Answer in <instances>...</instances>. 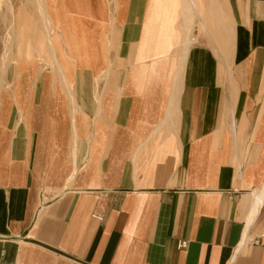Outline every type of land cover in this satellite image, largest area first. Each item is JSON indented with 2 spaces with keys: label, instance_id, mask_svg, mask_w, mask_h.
Returning <instances> with one entry per match:
<instances>
[{
  "label": "crops",
  "instance_id": "0c3cea01",
  "mask_svg": "<svg viewBox=\"0 0 264 264\" xmlns=\"http://www.w3.org/2000/svg\"><path fill=\"white\" fill-rule=\"evenodd\" d=\"M51 3L53 67L0 85V264H264V0Z\"/></svg>",
  "mask_w": 264,
  "mask_h": 264
},
{
  "label": "rangeland",
  "instance_id": "374dc122",
  "mask_svg": "<svg viewBox=\"0 0 264 264\" xmlns=\"http://www.w3.org/2000/svg\"><path fill=\"white\" fill-rule=\"evenodd\" d=\"M43 2L46 6L47 14L48 16H50L51 21L54 24V17L52 14L55 13V7L52 3L51 5L50 0H48V4L50 7L49 12L47 3L45 2V0H43ZM9 5L11 8L9 12L2 11L3 9H5L4 7L0 10V85L5 84V82L9 83L8 81L13 84L18 83L17 72L12 67L13 65H17L18 67L23 68L35 63L40 64L41 68L43 69H48L49 66H51V68L53 67V60L51 59V55L48 52L42 51V44L47 40V35L44 29L41 27L39 13L36 10L35 6H33L32 4H27V0H9ZM5 12L6 14H4ZM3 16L5 17V20ZM13 16L15 17L14 33L16 32V30L18 31L19 26H21L22 22H19V25L17 24V21H19V19H22L24 17L28 26L26 28L24 27L23 29H20L24 33L23 35L19 33V46L18 48L13 47V53H11L10 55L9 53H6L8 48L7 31L10 28L9 23H11L10 21ZM20 30L18 32H20ZM52 33L57 34L56 28L52 29ZM29 34L30 37L31 35L33 37L32 44L36 50L34 54L29 47V39L27 38Z\"/></svg>",
  "mask_w": 264,
  "mask_h": 264
},
{
  "label": "bare ground",
  "instance_id": "6f19581e",
  "mask_svg": "<svg viewBox=\"0 0 264 264\" xmlns=\"http://www.w3.org/2000/svg\"><path fill=\"white\" fill-rule=\"evenodd\" d=\"M26 2V1H25ZM11 3V2H10ZM26 4V3H25ZM27 4H32L33 6H35L36 10L38 11L39 13V17H40V22H41V27L44 29L46 35H47V40L42 44V51L43 50H46L47 49V46H48V49L54 53L55 52V48H54V45H53V36H52V29H54L53 27V22L51 21V18L50 16H48L47 14V9H46V6L43 2V0H27ZM3 7L5 9H3ZM3 9L2 11H7L9 12L11 10L10 8V5H9V0H0V10ZM6 14V12L4 13ZM4 17V16H3ZM8 17V16H7ZM6 17V19H7ZM11 17V16H10ZM4 20H5V17H4ZM14 21H15V17L13 16V18H11V23L10 24V28L8 29L7 31V36H8V41H7V45H8V48H7V52L6 53H9L11 55V53H13V47H17L19 46V35L22 34L24 32H22V30L20 29H23L24 27L26 28L28 25L24 19V17L22 19H19V21H17V24L19 25L20 23L19 22H22L21 23V26H19V29L18 31L20 30V32H18L16 30V32L14 33ZM20 33V34H19ZM29 40H28V43H29V47H30V50L33 52L36 51L33 44H32V40H33V37L31 35L30 37V34L29 36L27 37ZM48 41V42H47ZM27 42V41H26ZM21 44H22V41H21ZM48 44V45H47ZM41 46V45H39ZM17 54V53H16ZM55 55V53H54ZM15 56V54H14ZM33 57V56H32ZM54 57V56H53ZM32 61V60H31ZM57 62V61H56ZM60 64V63H59ZM61 65V64H60ZM59 65V66H60ZM62 66V65H61ZM60 70V69H59ZM63 70V69H62ZM62 74V73H61ZM65 75V74H64ZM64 77V76H63ZM65 79V78H64Z\"/></svg>",
  "mask_w": 264,
  "mask_h": 264
}]
</instances>
